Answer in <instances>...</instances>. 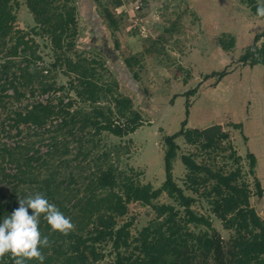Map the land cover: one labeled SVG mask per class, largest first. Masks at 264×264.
Segmentation results:
<instances>
[{
	"label": "trees",
	"instance_id": "16d2710c",
	"mask_svg": "<svg viewBox=\"0 0 264 264\" xmlns=\"http://www.w3.org/2000/svg\"><path fill=\"white\" fill-rule=\"evenodd\" d=\"M25 3L36 25L11 35L13 6L10 0H0V46L7 45L6 38L10 41L0 64V217L17 208L20 198L40 193L70 218L73 227L65 233L52 230L41 214L38 228L48 237L47 246L41 249L42 264H91L100 256L95 245L105 241L116 251L112 264H264V218L250 203V187L239 180L240 168L224 172L196 161L195 153L180 156L187 170V187L197 191L201 186L223 227L233 230L227 244L207 218L192 210L193 197L173 179L172 161L179 147L176 137L181 135L186 143L211 152L228 133L218 132L217 126L186 127L183 120L176 132L163 138L162 185L153 188L150 183H139L112 158L115 154L119 159L123 145L104 147L102 143V132L121 137L140 125V114L130 97L118 91L107 68L94 65L97 60L61 58L64 41L71 47L76 33L74 8L58 6L54 0ZM39 33L48 37L53 50L50 68L38 64L42 55L32 34ZM262 36L264 30L240 56L243 62L264 64V40L256 43ZM219 43L223 49L232 47L234 37L219 38ZM57 65L66 68L65 85L50 74ZM226 73L213 71L211 76L221 78ZM58 91L62 93L57 95ZM35 93L46 98L21 104L27 94ZM228 143L222 147L237 163L241 156ZM248 159L252 173L256 158L249 153ZM127 169L133 170L131 166ZM255 186V193L261 195L257 178ZM163 191L183 208V216L178 217L182 223L173 205L152 202ZM131 201L151 205L160 218L156 226L141 229L137 241L142 256L135 258L120 250L129 246V222L116 226V216L123 215ZM189 223L204 224L211 233L189 230ZM0 264H15V257L5 253ZM26 264L41 262L32 258Z\"/></svg>",
	"mask_w": 264,
	"mask_h": 264
},
{
	"label": "rangeland",
	"instance_id": "374dc122",
	"mask_svg": "<svg viewBox=\"0 0 264 264\" xmlns=\"http://www.w3.org/2000/svg\"><path fill=\"white\" fill-rule=\"evenodd\" d=\"M259 2L54 0L58 6L74 8L76 23V33L71 37L73 44L66 47L67 41H64L61 58L97 60L94 65L109 70L118 84V91L130 97L133 109L140 114V125L132 132L121 137L102 132L104 147L123 145L119 147V159L115 154L112 158L139 183H150L153 188L162 185L165 179L163 138L176 132L183 120L194 124L193 117L198 114L207 118L208 122L205 121L203 126L219 123L218 132L228 133V138L217 142L219 147L212 148L213 151L209 149L211 152L186 143L180 135L175 138L179 147L172 161L173 179L185 194L193 197L192 210L210 221L223 238V244L228 243L233 230L223 227L201 186L197 191L187 187L184 181L187 170L180 156L195 153L196 161L213 169L220 167L224 172L240 168L239 180L246 181L250 187V203L264 218V64L251 65L240 58L264 30V16L256 14ZM10 3L15 14L11 35L18 29L29 31L36 25L25 0H10ZM32 36L39 43L38 51L42 55L38 64L50 68L54 55L48 37L40 33ZM230 36L234 37V45L223 49L219 38L227 41ZM262 40L264 36L256 43L259 45ZM5 41L7 45L10 43L7 38ZM7 45L0 46V64L5 59ZM64 70V65H57L50 71L58 84L68 82ZM222 70L227 73L221 78L211 76L213 71ZM177 96L181 97L180 101L175 99ZM45 98L46 95L27 94L21 104ZM228 142L241 156L237 163L229 158V150L222 147ZM249 148L255 150L251 152L256 156L252 173ZM130 166L132 171L127 169ZM256 178L263 188L261 195L255 193ZM152 202L173 205L180 211L177 221L182 223L178 217L183 216V208L166 192H161ZM159 220L151 205L129 202L126 212L116 216V226L129 222V246L122 247L121 253L131 258L141 257L137 237L144 226L151 224L154 227ZM187 228L211 233L210 227L204 224L189 223ZM95 250L100 256L91 264L115 261L116 251L110 241L96 244ZM87 255L90 260L89 252Z\"/></svg>",
	"mask_w": 264,
	"mask_h": 264
},
{
	"label": "clouds",
	"instance_id": "9594fccd",
	"mask_svg": "<svg viewBox=\"0 0 264 264\" xmlns=\"http://www.w3.org/2000/svg\"><path fill=\"white\" fill-rule=\"evenodd\" d=\"M256 14L264 16V0L258 3ZM41 214L52 230L66 233L73 227L70 218L44 195L35 193L20 198L17 208L0 217V256L11 254L15 264H26L32 258L42 264L45 257L41 249L47 246L48 237L42 236L38 228Z\"/></svg>",
	"mask_w": 264,
	"mask_h": 264
},
{
	"label": "crops",
	"instance_id": "0c3cea01",
	"mask_svg": "<svg viewBox=\"0 0 264 264\" xmlns=\"http://www.w3.org/2000/svg\"><path fill=\"white\" fill-rule=\"evenodd\" d=\"M175 99H178L177 101H180V99H181V97H179V96H177ZM187 109L189 110V108L187 107ZM189 113V112H188ZM192 117V116H191ZM191 117H189V118H191ZM206 117H200V116H198V114L197 115H195V117H193V123L194 124H190L188 121L186 122V124H187V126L186 127H196V128H199V129H204V128H206V127H208V126H203V124L204 123H206V122H208V121H206ZM206 121V122H205ZM215 123V122H214ZM217 125H220L219 123H216ZM191 125H194V126H191ZM251 151H255L254 149H252V148H249V153H252L253 154V152H251ZM240 155V154H239ZM256 157V156H255Z\"/></svg>",
	"mask_w": 264,
	"mask_h": 264
},
{
	"label": "water",
	"instance_id": "95a60500",
	"mask_svg": "<svg viewBox=\"0 0 264 264\" xmlns=\"http://www.w3.org/2000/svg\"><path fill=\"white\" fill-rule=\"evenodd\" d=\"M214 126H217L218 128H219V125H217V124H214V125H210V126H208V127H206V128H211V127H214Z\"/></svg>",
	"mask_w": 264,
	"mask_h": 264
}]
</instances>
